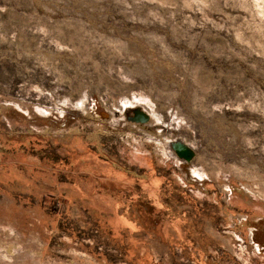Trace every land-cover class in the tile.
<instances>
[{
  "label": "rangeland",
  "instance_id": "374dc122",
  "mask_svg": "<svg viewBox=\"0 0 264 264\" xmlns=\"http://www.w3.org/2000/svg\"><path fill=\"white\" fill-rule=\"evenodd\" d=\"M0 264H264V0H0Z\"/></svg>",
  "mask_w": 264,
  "mask_h": 264
},
{
  "label": "water",
  "instance_id": "95a60500",
  "mask_svg": "<svg viewBox=\"0 0 264 264\" xmlns=\"http://www.w3.org/2000/svg\"><path fill=\"white\" fill-rule=\"evenodd\" d=\"M132 113L134 116L128 118L129 122H132L135 124H142V125L149 123L150 116L144 111H142L141 109L139 108L134 109ZM171 148L176 154V156L185 162H191L195 156L194 151L183 143H180V142L173 143Z\"/></svg>",
  "mask_w": 264,
  "mask_h": 264
}]
</instances>
